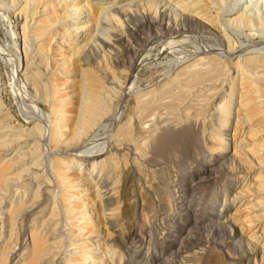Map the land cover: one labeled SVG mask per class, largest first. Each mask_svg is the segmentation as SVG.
<instances>
[{
	"label": "rangeland",
	"instance_id": "1",
	"mask_svg": "<svg viewBox=\"0 0 264 264\" xmlns=\"http://www.w3.org/2000/svg\"><path fill=\"white\" fill-rule=\"evenodd\" d=\"M109 1L0 0V264H264V0Z\"/></svg>",
	"mask_w": 264,
	"mask_h": 264
},
{
	"label": "bare ground",
	"instance_id": "2",
	"mask_svg": "<svg viewBox=\"0 0 264 264\" xmlns=\"http://www.w3.org/2000/svg\"><path fill=\"white\" fill-rule=\"evenodd\" d=\"M72 2L76 3V0H70ZM159 1V0H158ZM59 3H68L67 0H58ZM71 2V3H72ZM73 3V4H75ZM109 3H111V1L109 0H100V4L99 6H97L94 10V12L92 13V15H94V17L98 20L101 21L103 19H106L108 17L109 11H110V7H112L115 3H111V5H108ZM60 5V4H59ZM86 5V3L84 4ZM65 5H63V7L61 8L62 10H64ZM74 9V8H73ZM65 11V10H64ZM68 11V10H67ZM79 12V9H74L73 12H71L72 14H74L75 12ZM223 11V10H222ZM91 13V12H90ZM52 14V13H51ZM238 16V15H237ZM105 21V20H104ZM108 23V22H107ZM44 28V26H42ZM80 27H85V26H80ZM80 27H77L75 29H80ZM94 28H96V25H94ZM46 31V27L44 29ZM41 31L43 32V29L41 28ZM40 32V30H39ZM42 34V33H40ZM92 38V37H91ZM25 66H27L26 63V56H25ZM79 72V71H78ZM76 74V75H75ZM73 75L77 76V84H78V90L73 91V95L76 97V105L74 106V108H72V112L73 109L75 110V113L73 115V123L71 125H69V121H63L64 118L62 119V116L60 115L59 111L60 108H57L58 113H56V117L53 118L52 120H50V129H49V138H51L52 140L57 139L59 142L61 141H65V140H70V139H74L77 136V133L80 132V130H85L87 129V127H89L91 120H92V115L94 114V109L96 106V99H95V89H93L91 86H87L85 84L86 79L88 80L90 75L83 71H80L78 74L74 73ZM59 109V110H58ZM71 114V113H70ZM64 116V115H63ZM72 117V116H71ZM40 118V117H39ZM42 118V117H41ZM67 118V117H66ZM43 119V118H42ZM71 119V118H69ZM42 130V129H41ZM89 136V135H88ZM82 139V138H81ZM80 139V140H81ZM120 139V138H119ZM75 141V140H74ZM74 141H71V143L73 145H75L76 143H73ZM86 142V141H85ZM66 143V141H65ZM64 143V144H65ZM68 143V142H67ZM70 143V146H71ZM61 144V143H59ZM63 144V142H62ZM63 144V145H64ZM69 144V143H68ZM68 144H65L68 146ZM83 144V143H81ZM77 145H79V143H77ZM85 145V144H84ZM54 146V145H53ZM60 146V145H59ZM62 146V145H61ZM69 146V147H70ZM80 146V145H79ZM68 147V148H69ZM72 147V146H71ZM65 148V147H64ZM75 148V149H74ZM54 149V148H53ZM73 150L72 153L66 156H64L63 158L66 159L65 163L66 165H69L71 163H73V161L77 158V159H83L81 162L83 163L84 159L87 158H97L100 155H103L105 152L102 153V151L100 152V149L97 151L95 150L97 153H95L94 155L89 156L87 153L92 152V151H87V155L83 154V152L85 153L86 151H81L80 147H74L71 148ZM64 150V149H63ZM68 150V149H67ZM66 150V152H67ZM91 150V148H90ZM53 151V150H52ZM94 151V152H95ZM64 152V153H66ZM92 154V153H91ZM84 155V156H83ZM111 160V159H110ZM78 163V165H82V163ZM103 163V162H102ZM95 166V165H94ZM98 167V165L96 166ZM93 171H95V169H91L90 171H88V176H91V173H93ZM91 179L88 178L86 179V181H90ZM79 181H83L82 179H80ZM88 190V189H87ZM257 202V201H256ZM254 232H252L253 234ZM254 235H252V238H248L249 239H253ZM250 240V241H251Z\"/></svg>",
	"mask_w": 264,
	"mask_h": 264
}]
</instances>
